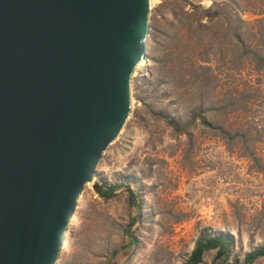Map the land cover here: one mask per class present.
I'll return each instance as SVG.
<instances>
[{"label":"rangeland","instance_id":"obj_1","mask_svg":"<svg viewBox=\"0 0 264 264\" xmlns=\"http://www.w3.org/2000/svg\"><path fill=\"white\" fill-rule=\"evenodd\" d=\"M188 2L207 7L212 0ZM239 3L264 9L258 0ZM173 9L171 0L152 4L147 62L131 80V113L83 190L87 203L59 264H184L201 233L228 234L232 244L228 257L216 258L214 248L199 264H242L264 246V69L232 71L224 62L225 25L214 21L191 32ZM237 89L239 107L217 115L224 125L241 126L244 136L227 142L192 119L194 112L210 117L208 99ZM246 144L256 145L261 164L244 154ZM103 182L118 184L107 198L96 190ZM129 189L138 194L136 204ZM251 264H264V255Z\"/></svg>","mask_w":264,"mask_h":264},{"label":"water","instance_id":"obj_2","mask_svg":"<svg viewBox=\"0 0 264 264\" xmlns=\"http://www.w3.org/2000/svg\"><path fill=\"white\" fill-rule=\"evenodd\" d=\"M152 0H0V264H57L132 110Z\"/></svg>","mask_w":264,"mask_h":264},{"label":"trees","instance_id":"obj_3","mask_svg":"<svg viewBox=\"0 0 264 264\" xmlns=\"http://www.w3.org/2000/svg\"><path fill=\"white\" fill-rule=\"evenodd\" d=\"M173 1L176 9L189 20L187 23L188 31L195 29H206L214 21H221L225 25L226 37L228 40L227 51L228 59L225 58V65L232 71H241V68L249 65L251 69L255 71H261L264 69V45L260 43V40L264 37V25L261 21L263 17L256 18L254 20H246L242 17V13L245 11H251L254 14H262L264 9L252 10L240 5L239 0H212L209 6H203L201 4H194L188 2V0H171ZM260 5L264 8V0H258ZM186 4L189 7H186ZM176 9H173V15H176ZM220 17V18H219ZM196 68H211L208 64L196 63ZM213 74V73H212ZM257 87L252 86L251 92L256 91ZM236 92V91H235ZM230 92L228 96H221L216 99H208L207 109L210 117L203 115L200 112H194L192 119L200 118V122L208 128L214 130L221 138L227 142L232 141L237 135H242L241 126H227L219 121L218 110L224 108L239 107L238 102L240 93ZM239 95V96H238ZM201 103L198 108H202ZM173 124H177L174 119H171ZM244 154L255 160L259 164L262 163V158L258 154V148L255 144L243 145ZM127 182L130 178H126ZM118 184H106L105 182L96 186L98 194L104 198L109 197L114 193ZM106 187V190L103 188ZM131 194V200L136 204L138 194L129 189ZM137 217L140 216L138 213ZM232 238L228 234L216 233L213 235H206L201 233L195 240L194 245L185 260L184 264H199L202 261L203 255L210 249H216V258L228 257L231 252ZM264 255V246L256 248L244 255V261L242 264H251L256 258ZM215 264V262L211 263ZM236 264V261L233 263Z\"/></svg>","mask_w":264,"mask_h":264},{"label":"bare ground","instance_id":"obj_4","mask_svg":"<svg viewBox=\"0 0 264 264\" xmlns=\"http://www.w3.org/2000/svg\"><path fill=\"white\" fill-rule=\"evenodd\" d=\"M154 2H155V0H152V4H154ZM146 39H147L146 47L148 48L149 47V38L147 37ZM146 62H147V58L143 57L141 62L139 64H137L133 73H136ZM132 104H133V97H132ZM78 199H79V205H78L77 209L75 210V214H74L72 222L69 223V226L67 228V234L65 237L66 242L64 245V250L61 253V255H59L57 264H59L61 262V258L63 257L64 252L71 245V235L75 231V226L81 217V210L86 206V203H87L85 194L83 192L81 194H79Z\"/></svg>","mask_w":264,"mask_h":264}]
</instances>
